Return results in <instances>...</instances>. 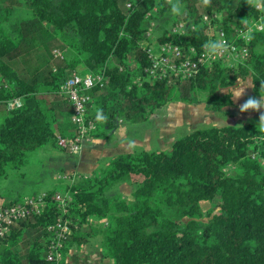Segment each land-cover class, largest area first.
<instances>
[{
  "label": "trees",
  "instance_id": "trees-1",
  "mask_svg": "<svg viewBox=\"0 0 264 264\" xmlns=\"http://www.w3.org/2000/svg\"><path fill=\"white\" fill-rule=\"evenodd\" d=\"M177 2L186 34L164 32L156 43L200 52L209 41L202 16L221 26L228 38L244 23L259 21L262 30L251 34L243 64L212 63L189 80L170 84L146 80L145 51L152 45L145 37L148 24L171 9L170 0H30L27 18L6 25L9 14L0 16V179L8 169H21L29 152L46 145L59 149L56 138L65 136L55 132L54 123L66 111L67 137L72 136L69 103L45 95H59L67 70L107 80L89 93L94 108L88 107L87 119L94 129L88 137L95 139L109 137L120 118L146 122L174 94L186 104L205 95V108L215 113L233 106L232 93L221 91L239 81L250 79L253 94L264 97V0ZM55 34L56 46L70 54L53 64ZM14 99L21 107L7 109ZM262 122L197 129L175 140L168 152L112 157L105 167L64 188L66 213L50 200L56 192H48L43 212L0 240V264H48L47 229L59 217L70 227L60 264L70 245L86 243L78 229L102 223L103 259L110 264H264V115ZM122 182L135 187L130 200L108 198L106 192ZM203 203L211 206L206 212ZM164 208L179 209L181 218H169Z\"/></svg>",
  "mask_w": 264,
  "mask_h": 264
},
{
  "label": "rangeland",
  "instance_id": "rangeland-1",
  "mask_svg": "<svg viewBox=\"0 0 264 264\" xmlns=\"http://www.w3.org/2000/svg\"><path fill=\"white\" fill-rule=\"evenodd\" d=\"M29 2L30 0H0V16L9 14L8 23L6 25L27 18L30 15L28 9ZM170 3L172 5H178L180 11L178 13H172L171 9H169L162 17L158 16V18H154L149 22L147 33L149 34V40L152 44L156 43V39L162 36L164 32L171 33L174 24L183 22L181 20L182 6L177 0H170ZM183 26L185 30L187 23L183 22ZM56 40H58V34H55V42H52L53 48H51V50L57 49L61 51L60 48L56 46ZM61 52L65 57H67L69 53L68 50ZM52 61L53 64L57 62L54 59H52ZM133 68L134 63H131L130 69L132 70ZM86 73L94 74L92 72ZM228 91L233 95V106L218 113L210 112L205 108V95H197L195 97V103L186 104L175 100L174 94L172 102L154 112L146 122L134 124L120 118L117 121V130L123 128L126 132L121 133V131H118L109 140L108 144H117L118 147H115L113 151L111 150L108 155H117V153H138L142 150L168 152L175 140L197 129L241 126L247 123L263 126L264 97L255 96L253 94L250 79L239 81L236 86L227 90H222L221 93ZM45 95L49 100H60L59 102L65 100L61 94L57 97L51 94ZM249 99L260 101L257 109L244 110L242 108L243 104ZM67 112L68 111H66V114H68ZM66 128L68 129L69 126L67 125ZM88 139L89 137L86 141H88ZM82 151L81 153H83ZM64 152L50 145L29 152L27 162L21 169H8L7 177L0 179V186L3 192L2 196L4 198H12L13 196L11 195H16V192L27 193L30 191L40 194L43 192L40 190L44 189L54 191L61 195L66 194L64 188L69 184H73L78 177L76 176V179L71 183V177L66 179H57L56 177L59 176V178H62L64 176H71L72 173H70L67 165H73L78 155L69 154L68 152L64 155ZM99 154L100 152L96 149L87 151L85 157L86 161H93ZM108 161L109 159H107V157H100L96 170L105 167ZM261 163L264 167V159L261 160ZM52 164H55V166H52ZM64 172L66 174H64ZM134 188L135 187L129 182H122L110 188L106 192V196L108 198L120 197L124 200H130V195L134 191ZM8 193H11L10 196H8ZM201 208L202 212H206L211 206L208 203H203ZM164 211L167 216L173 220L181 218L179 215L180 211L177 208H164ZM182 220H185V218L182 217ZM105 225V223H102L95 228L83 226L78 229V233L86 236L87 241L80 246L75 242L73 245H70L65 264H110V262L103 259L104 245L102 230H104ZM34 236L35 234L33 233L26 237L25 240H30L31 237L33 239ZM18 248L24 251V247L21 243ZM2 250L1 248L0 252H2Z\"/></svg>",
  "mask_w": 264,
  "mask_h": 264
},
{
  "label": "built area",
  "instance_id": "built-area-1",
  "mask_svg": "<svg viewBox=\"0 0 264 264\" xmlns=\"http://www.w3.org/2000/svg\"><path fill=\"white\" fill-rule=\"evenodd\" d=\"M202 23L208 28L209 41L220 40L224 44L219 54L209 55L205 45L200 52L193 47L184 50L173 42L154 43L145 51L149 66L145 70V79L149 81H186L195 76L202 66L212 63H221L228 68H237L242 65L247 54L248 46L251 42V34L262 30L259 21H249L242 27L237 28L228 38L224 30L219 25H211L208 16H202ZM183 22L173 25L171 34L182 37L187 32V27L183 29ZM193 29V27H190ZM145 37L149 38L147 33ZM208 41V42H209ZM54 60H62L63 53L57 49L52 51ZM64 82L60 87L59 94L69 103L72 109L71 123L74 132L70 137L56 138L59 149L69 154L79 155L83 145L88 138L90 131L94 129V123L87 119V109L92 102L89 94L94 89H102L107 80L101 74L75 73L67 70ZM21 107V101L14 99L7 102V109H17ZM48 194H40L24 197L18 202L8 203L0 206V240L5 238L11 229L18 223L25 221L33 215H40L47 205ZM51 201L63 212H67V195L54 193ZM49 236L48 253L46 260L48 264H60L62 261L61 249L63 242L70 234V227L67 221L61 217L48 227Z\"/></svg>",
  "mask_w": 264,
  "mask_h": 264
},
{
  "label": "crops",
  "instance_id": "crops-1",
  "mask_svg": "<svg viewBox=\"0 0 264 264\" xmlns=\"http://www.w3.org/2000/svg\"><path fill=\"white\" fill-rule=\"evenodd\" d=\"M92 100L94 102V99L92 97ZM89 108H94V104H92ZM70 112H68L69 114ZM60 114V113H59ZM68 114H65V116H57V119L54 123V127L55 129H58L56 130L55 132L56 133H63L65 137L69 136L70 135V131H69V128L67 129L66 126H67V120H68ZM69 126V125H68ZM70 127V126H69ZM118 131H121V133H125V129L123 130V128H121L120 130L117 128L115 129V131L109 135V137H107L106 139H95V138H89L88 141H86L83 145V153L79 154L78 157L75 159V163L73 165H67V167L69 168V171L70 173H72L71 176H64L62 178H59V176H57L56 178L57 179H66L68 177H71L70 179V183L74 181V179H76L75 177H79V176H87V175H90L93 171H95L98 167V163H99V158L102 157V156H105L107 157V159H111L112 157L116 156V155H113V154H110L108 155V153H110V151L114 150L115 147H118L117 144H113V143H110L108 144L109 140L118 132ZM118 143V142H117ZM96 149L97 151L100 152V154L98 156L95 157V159L93 161H86V152L89 151V150H94ZM62 152H64L63 150H60ZM66 155L67 153L64 152ZM119 154H124V153H117V155ZM52 166H55V164H52ZM64 174H66L64 172ZM25 175V173H24ZM40 191H43L42 193L40 194H43V193H48L50 192L49 190L47 189H44V190H40ZM39 191V192H40ZM2 187L0 186V206L1 205H5V204H8V203H11V202H17L18 199H22L24 197H28V196H32V195H40V194H36V193H33V192H27V193H21V192H16L15 194L16 195H11L13 196L12 198H4L2 196ZM10 196L11 193H8ZM17 200V201H16Z\"/></svg>",
  "mask_w": 264,
  "mask_h": 264
},
{
  "label": "clouds",
  "instance_id": "clouds-1",
  "mask_svg": "<svg viewBox=\"0 0 264 264\" xmlns=\"http://www.w3.org/2000/svg\"><path fill=\"white\" fill-rule=\"evenodd\" d=\"M180 11L179 6L173 4L171 7L172 13H178ZM224 44L220 40L209 41L205 44V48L208 50L209 55L219 54L222 48H224ZM260 104V101L256 99H249L246 103L243 104L242 108L244 110L248 109H257V106Z\"/></svg>",
  "mask_w": 264,
  "mask_h": 264
},
{
  "label": "bare ground",
  "instance_id": "bare-ground-1",
  "mask_svg": "<svg viewBox=\"0 0 264 264\" xmlns=\"http://www.w3.org/2000/svg\"><path fill=\"white\" fill-rule=\"evenodd\" d=\"M45 194V193H44Z\"/></svg>",
  "mask_w": 264,
  "mask_h": 264
}]
</instances>
